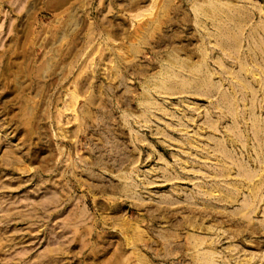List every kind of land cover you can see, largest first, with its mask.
<instances>
[{
    "label": "rangeland",
    "instance_id": "374dc122",
    "mask_svg": "<svg viewBox=\"0 0 264 264\" xmlns=\"http://www.w3.org/2000/svg\"><path fill=\"white\" fill-rule=\"evenodd\" d=\"M165 1L0 0V264H264V0Z\"/></svg>",
    "mask_w": 264,
    "mask_h": 264
},
{
    "label": "bare ground",
    "instance_id": "6f19581e",
    "mask_svg": "<svg viewBox=\"0 0 264 264\" xmlns=\"http://www.w3.org/2000/svg\"><path fill=\"white\" fill-rule=\"evenodd\" d=\"M165 1V0H164ZM199 1V0H198ZM204 1V0H203ZM213 1V0H212ZM231 1V0H230ZM163 2V1H162ZM166 2V1H165ZM205 2H206V0H205ZM204 2V3H205ZM156 4V3H155ZM163 4V3H162ZM165 4V3H164ZM166 4H167V2H166ZM197 4V5H196ZM195 4V7H194V12H195V17H196V25L197 26H205V22L204 21H202V19H201V17H206V18H209V19H215L214 21V23H218L217 25H215V27L217 28V31H221L222 30V28H221V25H220V21L219 22H217L218 20L216 19L218 16H219V14L220 13H222V9H221V7H220V3L219 4H216V3H213V2H206V4L205 5H198L199 3H196ZM226 4V3H225ZM228 5V4H227ZM154 7H156L155 5H153ZM152 6V7H153ZM194 6V5H193ZM165 7V5L162 7V8H164ZM225 7V6H224ZM227 7V6H226ZM167 8H170V7H167ZM193 8V7H192ZM228 8V7H227ZM152 10V9H151ZM231 10V9H230ZM226 11V10H225ZM151 12V14H152V11H150ZM240 12V11H239ZM228 13V12H227ZM240 15H242V14H240ZM152 16V15H151ZM157 16V15H156ZM227 16V15H226ZM234 16V15H233ZM243 16V15H242ZM137 17H142V16H137ZM222 17V16H221ZM235 17H236V15H235ZM239 17V16H238ZM240 19V18H239ZM238 19V20H239ZM220 20H221V18H220ZM223 20V19H222ZM244 21V20H243ZM242 21V22H243ZM230 22V21H229ZM234 22V21H233ZM232 22V23H233ZM246 22V21H245ZM151 23V22H150ZM157 23V22H156ZM195 23V22H194ZM154 24V23H153ZM223 24V23H222ZM239 24V23H238ZM236 25V24H235ZM243 25V24H242ZM197 26H196V28H197ZM213 26V25H212ZM203 27H201V28H203ZM231 27V26H230ZM148 31V30H147ZM216 31V30H215ZM223 31V30H222ZM231 33V32H230ZM240 33V32H239ZM229 34V33H228ZM232 34V33H231ZM224 35V34H223ZM215 36V35H214ZM238 36V35H237ZM142 37V36H141ZM225 37V36H224ZM231 37V36H230ZM228 38V37H227ZM217 39V38H216ZM220 39V38H219ZM256 39V38H255ZM138 40V39H137ZM139 40H141V39H139ZM220 41V40H219ZM225 41H227V40H225ZM223 42V41H222ZM255 42V41H254ZM139 43H140V41H139ZM216 43H218V42H216ZM224 43H227V42H224ZM232 43H233V45H238V37H233L232 38ZM232 45V44H231ZM260 45H262V44H260ZM263 45H264V42H263ZM222 46V45H221ZM221 46H219V47H221ZM240 47V46H239ZM254 47V46H253ZM263 47V46H262ZM256 48V47H255ZM259 48V47H258ZM228 49V48H227ZM176 50V49H175ZM236 50V49H235ZM239 50V49H238ZM177 51H178V49H177ZM201 53L203 52V51H205V50H199ZM224 51H225V49H224ZM250 51V50H249ZM180 52V51H179ZM184 52V51H183ZM229 52V51H228ZM232 52V51H231ZM134 53V52H133ZM171 53V52H170ZM195 53V52H194ZM129 54H130V52H129ZM172 54V53H171ZM183 54V53H182ZM186 54V53H185ZM188 54V53H187ZM196 54V53H195ZM231 54V53H230ZM236 54V53H235ZM234 54V55H235ZM179 53L178 52H176L175 54H173V55H171L170 57L172 58V60H170L168 63H169V65H170V67H172L173 69H174V67H177V69H178V67L180 68V69H190L189 71H191V69L192 68H195V67H197L196 66V64H200V66H198L196 69H201V66H203V64H204V57H199V61H198V63H196V64H190V62L189 61H187L186 59L184 60L183 59V61H180L181 59H179ZM197 55V54H196ZM200 55V54H199ZM202 55V54H201ZM198 56V55H197ZM205 56V55H204ZM121 57V56H120ZM191 57V56H190ZM120 59V58H119ZM121 60H123V58L121 59ZM126 60V59H125ZM192 60V59H191ZM124 61V60H123ZM128 61V60H127ZM192 63H193V61H192ZM240 64V63H239ZM243 65V64H242ZM243 68V70H246V72L248 73V72H250V73H252L254 76H257L256 75V73H254L252 70L251 71H249V70H247L245 67H242ZM260 68V67H259ZM163 69V68H162ZM184 69H183V71H184ZM205 69V68H204ZM166 70V71H165ZM168 70H170V69H168ZM167 69H165L164 68V72L163 73H165L166 75H169L168 73H169V71H168ZM195 70V69H194ZM262 70V69H261ZM161 72H162V70H160ZM187 71V70H186ZM241 71V70H240ZM243 73V72H242ZM260 73V72H259ZM190 74V73H189ZM244 74V73H243ZM192 75V74H191ZM197 75V74H196ZM258 75H260V74H258ZM241 76V75H240ZM164 77V76H163ZM176 77V76H175ZM196 77V76H195ZM208 77V76H207ZM160 78V77H159ZM166 78V77H165ZM200 78V77H199ZM241 78V77H240ZM163 79V78H162ZM238 79H239V77H238ZM261 79V78H260ZM159 80V79H158ZM164 80V79H163ZM207 80H210V79H207ZM170 81V80H169ZM151 82V81H150ZM168 82V81H167ZM174 82V81H173ZM209 83V82H208ZM205 85V84H204ZM149 86H151V87H153L154 88V90L155 89H157V90H159V91H167L168 93H169V91H171V89L168 87V85L166 84V82H161V83H159V82H153L151 85L149 84ZM183 86V85H182ZM202 86V85H201ZM150 87V88H151ZM213 87H214V85H213ZM219 87V86H218ZM221 87V86H220ZM247 87V86H246ZM249 87V86H248ZM182 88V87H181ZM152 89V88H151ZM209 89V88H208ZM263 90H264V88H263ZM159 91H157V92H159ZM214 91V90H213ZM171 92H173V91H171ZM211 93V92H210ZM213 93V92H212ZM254 93V92H253ZM210 95V94H209ZM222 95V94H221ZM78 95H76V93H72L71 94V100H73V101H71L70 100V102H75L74 104H76V101L77 100H79L78 99V97H77ZM150 99V98H149ZM253 99H254V97H253ZM254 101V100H253ZM72 103V104H73ZM71 104V105H72ZM148 104L149 105H153V103L152 102H148ZM148 104H147V106H148ZM154 106H155V104H154ZM71 107H73V105L71 106ZM149 107V106H148ZM74 108V107H73ZM69 109V108H68ZM71 110H72V108H71ZM72 111H74V109L72 110ZM234 115V114H233ZM244 143V142H243ZM262 157V156H261ZM262 159V158H261ZM262 164V163H261ZM262 166H263V164H262ZM244 169V168H243ZM240 170H242L241 168H240ZM245 170V169H244ZM229 173V172H228ZM227 173V174H228ZM243 173V172H242ZM250 173V172H249ZM246 175V174H245ZM254 174H251V175H249V176H253ZM248 176V177H249ZM247 177V178H248ZM251 179V178H250ZM245 180H247V179H245ZM249 181V180H248ZM249 209V208H248ZM130 229V228H129ZM129 238V237H128ZM196 241H197V243L195 244V248L197 249L200 245H202L203 244V240H200V239H196ZM131 245V244H130ZM192 245V244H191ZM190 245V246H191ZM211 255H213V254H210L209 253V257H208V255H207V258H205V260H204V262H200V263H198V264H212L213 262H212V260H211ZM139 260H140V262H144L145 261V259L143 258V257H141V256H139ZM201 260V259H200ZM198 262V261H197Z\"/></svg>",
    "mask_w": 264,
    "mask_h": 264
}]
</instances>
